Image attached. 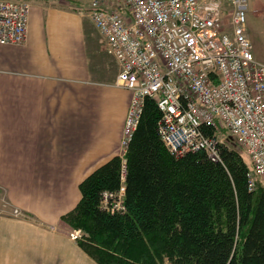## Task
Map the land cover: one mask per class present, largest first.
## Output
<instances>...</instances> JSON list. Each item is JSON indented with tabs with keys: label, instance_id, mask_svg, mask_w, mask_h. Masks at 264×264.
<instances>
[{
	"label": "crops",
	"instance_id": "1",
	"mask_svg": "<svg viewBox=\"0 0 264 264\" xmlns=\"http://www.w3.org/2000/svg\"><path fill=\"white\" fill-rule=\"evenodd\" d=\"M29 1L25 41L0 43V264H98L61 217L120 153L130 92L89 0Z\"/></svg>",
	"mask_w": 264,
	"mask_h": 264
},
{
	"label": "built area",
	"instance_id": "2",
	"mask_svg": "<svg viewBox=\"0 0 264 264\" xmlns=\"http://www.w3.org/2000/svg\"><path fill=\"white\" fill-rule=\"evenodd\" d=\"M29 11V0H0L1 44L25 41ZM87 13L118 65L115 84L130 92L121 154L150 96L167 151L203 148L217 158L223 138L199 125H221L249 156L250 188L255 177L264 182V60L251 51L246 0H90ZM261 18L264 32V10ZM124 173L122 159L120 181ZM122 196L123 186L103 193L104 208L123 212Z\"/></svg>",
	"mask_w": 264,
	"mask_h": 264
},
{
	"label": "trees",
	"instance_id": "3",
	"mask_svg": "<svg viewBox=\"0 0 264 264\" xmlns=\"http://www.w3.org/2000/svg\"><path fill=\"white\" fill-rule=\"evenodd\" d=\"M160 120L145 96L122 157L79 182V200L61 217L79 230V246L98 264H264V182L255 177L250 188V164L225 127L199 125L223 138L217 158L203 148L175 155L160 139ZM121 186L124 211L106 210L103 193Z\"/></svg>",
	"mask_w": 264,
	"mask_h": 264
},
{
	"label": "rangeland",
	"instance_id": "4",
	"mask_svg": "<svg viewBox=\"0 0 264 264\" xmlns=\"http://www.w3.org/2000/svg\"><path fill=\"white\" fill-rule=\"evenodd\" d=\"M82 3L84 5L86 0H83ZM260 5L264 9V0H246L245 27L253 55L259 60H264V32L261 13L257 10L260 8ZM231 142L242 153L245 161L249 163V156L240 142L236 138H233Z\"/></svg>",
	"mask_w": 264,
	"mask_h": 264
},
{
	"label": "water",
	"instance_id": "5",
	"mask_svg": "<svg viewBox=\"0 0 264 264\" xmlns=\"http://www.w3.org/2000/svg\"><path fill=\"white\" fill-rule=\"evenodd\" d=\"M232 139H233V137L230 135V136L228 137V140L232 141ZM233 145H234V144H233Z\"/></svg>",
	"mask_w": 264,
	"mask_h": 264
}]
</instances>
